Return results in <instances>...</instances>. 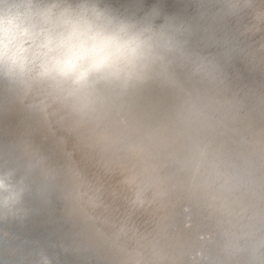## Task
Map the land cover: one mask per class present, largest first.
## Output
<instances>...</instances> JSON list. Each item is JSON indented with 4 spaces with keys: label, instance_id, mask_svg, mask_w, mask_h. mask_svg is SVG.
I'll list each match as a JSON object with an SVG mask.
<instances>
[{
    "label": "clouds",
    "instance_id": "obj_1",
    "mask_svg": "<svg viewBox=\"0 0 264 264\" xmlns=\"http://www.w3.org/2000/svg\"><path fill=\"white\" fill-rule=\"evenodd\" d=\"M0 264H264V0H0Z\"/></svg>",
    "mask_w": 264,
    "mask_h": 264
},
{
    "label": "water",
    "instance_id": "obj_2",
    "mask_svg": "<svg viewBox=\"0 0 264 264\" xmlns=\"http://www.w3.org/2000/svg\"><path fill=\"white\" fill-rule=\"evenodd\" d=\"M181 2H182V4L187 6V0H181ZM234 70L238 71L245 80H251L253 78V76L256 75L254 73H251L248 70L247 66L242 61H240L239 59L234 61Z\"/></svg>",
    "mask_w": 264,
    "mask_h": 264
}]
</instances>
